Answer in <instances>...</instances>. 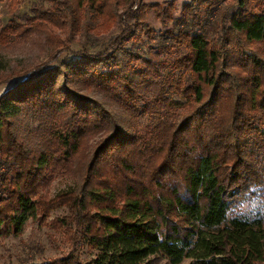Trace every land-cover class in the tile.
I'll list each match as a JSON object with an SVG mask.
<instances>
[{"label": "trees", "instance_id": "1", "mask_svg": "<svg viewBox=\"0 0 264 264\" xmlns=\"http://www.w3.org/2000/svg\"><path fill=\"white\" fill-rule=\"evenodd\" d=\"M174 2L42 0L0 25V50L34 34L51 48L0 96V241L65 206L91 264H264V217L236 214L264 190V0ZM60 175L77 187L52 197Z\"/></svg>", "mask_w": 264, "mask_h": 264}, {"label": "rangeland", "instance_id": "2", "mask_svg": "<svg viewBox=\"0 0 264 264\" xmlns=\"http://www.w3.org/2000/svg\"><path fill=\"white\" fill-rule=\"evenodd\" d=\"M21 1V7L16 15L9 16L7 1L0 0V25L3 22L9 24L13 18L23 22L28 15H32L34 7L41 5L42 0ZM174 1L177 3L176 12H178L185 3L191 0H144L146 4H160L165 7H168ZM155 15L154 11H149L145 21L149 28L153 30V37L161 33L162 29V25ZM119 32V26H114L111 30L98 35L97 38L100 42H104ZM56 34L62 38L66 37V34L61 33V31H57ZM80 37L81 35L75 36L74 41H79ZM75 45L78 46L77 42ZM138 48L140 47L136 44L135 49L138 50ZM255 48H261V46H256ZM138 52L140 53L142 50ZM50 53L51 48L47 44L46 36L40 34H34L25 40L15 41L9 46L2 48L0 50V94L12 87L16 82L21 81L31 68L48 60ZM139 55L142 56L141 53ZM130 64L145 66L143 59H134L130 61ZM160 73L163 75L166 73L161 64H159L157 74ZM149 93L151 91L147 89L146 94ZM89 94L92 98L103 101L113 114L114 111L120 113L109 96L96 90ZM183 109L177 108L178 112ZM140 121L141 126L149 122L146 118H141ZM101 137L102 133H93L89 145H94ZM77 183L78 177L75 175H60L51 183L50 195L54 197L69 192L77 187ZM255 190L253 199L243 205L241 209H237L236 211L238 212L236 214L254 217V215L260 213L264 217V190L261 188H256ZM64 217H69V225H64L62 229H58L57 226L53 227L55 223L52 224V222ZM83 229L84 226L82 224L73 221L71 212L65 206L51 212V216L47 219L45 225H40L38 222L28 219L21 234L10 236L0 241V264L63 263L64 260H69V262L67 261L68 264H91L97 254V250L84 241L82 236ZM191 261V259H185L181 264H190ZM151 264L171 263L167 260L155 259Z\"/></svg>", "mask_w": 264, "mask_h": 264}, {"label": "water", "instance_id": "3", "mask_svg": "<svg viewBox=\"0 0 264 264\" xmlns=\"http://www.w3.org/2000/svg\"><path fill=\"white\" fill-rule=\"evenodd\" d=\"M2 94H3V93H2ZM2 94H0V96H1Z\"/></svg>", "mask_w": 264, "mask_h": 264}]
</instances>
